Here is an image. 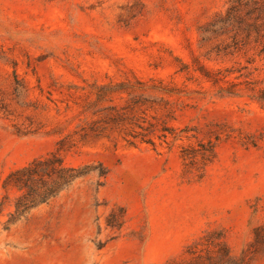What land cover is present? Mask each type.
I'll return each instance as SVG.
<instances>
[{
	"label": "rangeland",
	"instance_id": "374dc122",
	"mask_svg": "<svg viewBox=\"0 0 264 264\" xmlns=\"http://www.w3.org/2000/svg\"><path fill=\"white\" fill-rule=\"evenodd\" d=\"M229 1L0 0V264H264V57L202 33ZM62 140L86 176L11 224L5 178Z\"/></svg>",
	"mask_w": 264,
	"mask_h": 264
},
{
	"label": "trees",
	"instance_id": "16d2710c",
	"mask_svg": "<svg viewBox=\"0 0 264 264\" xmlns=\"http://www.w3.org/2000/svg\"><path fill=\"white\" fill-rule=\"evenodd\" d=\"M205 37H226L230 40L226 49L247 47L254 45L259 57H264V0H230L224 13L217 15L205 30ZM214 83L219 78H211ZM106 88V87H104ZM232 93V92H227ZM264 102V92L258 98ZM110 123L121 125L124 123L125 114L117 113L110 118ZM100 121L93 122L90 131H85L84 136H100L102 129ZM155 126L145 129L153 132ZM166 131V130H163ZM135 138L137 136H134ZM177 139L178 136H174ZM160 138L166 139V134ZM144 143L154 145L152 140L142 136ZM65 141L59 143L57 151L42 158H37L27 166L12 171L3 182L6 191L15 190L19 196L14 203V211L10 214L11 224L28 215L35 208L49 203L70 189L78 180L86 176L82 168L68 166L61 152L65 150ZM132 144V142H130ZM216 144L213 142H197L195 145L182 147L181 158L184 163L185 173L193 170L199 171L202 179L207 168L216 160ZM227 254V253H226ZM196 264H203L200 258L195 259Z\"/></svg>",
	"mask_w": 264,
	"mask_h": 264
}]
</instances>
